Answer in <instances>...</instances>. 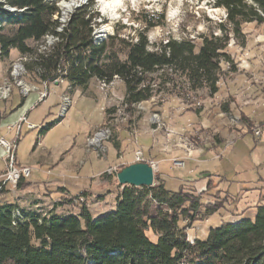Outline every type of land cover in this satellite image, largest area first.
Segmentation results:
<instances>
[{
    "label": "trees",
    "instance_id": "1",
    "mask_svg": "<svg viewBox=\"0 0 264 264\" xmlns=\"http://www.w3.org/2000/svg\"><path fill=\"white\" fill-rule=\"evenodd\" d=\"M214 4L225 9V24H219L223 31L235 35L247 22L264 29V0H214ZM58 12L57 5L47 0H0V55L8 56L15 48L27 57L29 82L52 81L60 71L70 91H85L93 77L105 83L119 78L125 85L123 105L129 109L161 90L179 98L202 88L214 94L221 61H231L228 33L203 34L199 45L190 38L171 37L149 43L145 32L155 23L146 22L126 39L116 28L95 41L90 10L76 9L65 23L52 19ZM6 26L10 28L4 30ZM47 34L56 38L48 48L35 50L29 45L28 41H44ZM113 111L114 107L105 110L106 119ZM51 126H42L39 133ZM21 186L22 179L16 188ZM181 186L168 188L158 174L151 186L115 183L113 210L96 218L84 203L85 191L73 196L78 201L70 200V209H63V201L50 209H25L0 201V264H264V204L257 206L253 219L224 221L210 228L205 239L190 242L179 220L195 218L209 181L197 193ZM5 193L2 188L0 196ZM203 205L204 215L218 208L210 202Z\"/></svg>",
    "mask_w": 264,
    "mask_h": 264
},
{
    "label": "rangeland",
    "instance_id": "2",
    "mask_svg": "<svg viewBox=\"0 0 264 264\" xmlns=\"http://www.w3.org/2000/svg\"><path fill=\"white\" fill-rule=\"evenodd\" d=\"M47 1L57 5L58 15H53L52 19L57 18L61 23L67 22L70 15L80 7L90 10L93 30L102 29L104 37L115 33L118 28L119 35L126 39L142 30L146 22L155 23V26L149 27L145 32L149 43H158L171 37L177 40L190 38L199 45L200 36L203 34L228 33L229 36L226 49L231 61H221L222 74L217 82L218 90L214 94L202 88L189 91L185 98H179L161 90L151 99L126 109L123 105L124 83L119 78L105 83L94 77L88 81L85 91L76 88L69 92L68 87V93L62 94L54 120L58 121L63 99L72 102L70 93H74L72 105L75 108L66 114L67 108L63 121L48 131L44 142L47 147H53V150L61 148L64 151L73 142V137H76V141L80 133L87 129L88 123L98 124L94 132L85 139L86 147L93 150L87 153L84 146L76 142L72 150L64 154L62 160L65 165L70 161L79 167L80 160L88 156L93 173L108 164L104 171L93 178L94 181L99 180V183L92 182L83 194L84 203L92 217L96 218L114 208L116 190L114 187L100 186L102 180L109 176L106 171L113 166L119 171L123 166L132 163L133 161H126L132 154L134 156L135 150L140 149L144 160L153 161L158 169L161 164L177 167L170 170L167 181H170L172 176L180 177L181 180H197L194 184L181 181V188L194 193L206 189L207 181H198L203 172H213H205L209 178V188L206 194L200 197L202 206L196 212L195 218L179 220V226L184 227L190 242L195 238L205 239L208 230L221 225L225 218H230V214L243 213L245 217L253 219L257 199L252 201L248 193L250 189L261 190L260 187H264L263 181L257 180L264 179V146H254L250 133L239 136L250 129L251 124L256 123L255 120L264 118L263 25L254 22L243 23L235 35L228 30L223 31L219 24H225L226 12L223 7L216 6L214 0H80L67 13L61 5V0ZM228 26L224 25V28L227 29ZM9 28L10 26H6L4 30ZM28 43L35 50L38 47L41 50L46 44L45 39ZM24 60L15 48L10 49L8 56L0 55V100L9 98L14 86L23 96L30 92L32 81H28L25 70L20 68ZM18 67L20 69L15 74L14 71ZM179 79L183 81V78ZM63 82L62 80L61 83ZM60 88L64 89L65 85ZM60 88L58 87V90ZM80 91L90 97L79 99ZM15 92L13 91V99L19 102L20 98ZM51 98L52 96L31 113L33 121H37L46 110ZM112 107L114 111L109 113L106 119L104 111ZM246 115L255 120L249 121ZM236 118L238 121L234 120ZM38 129L37 127L29 131L22 138L17 150L18 156L31 152ZM101 131H104V136L96 140L98 134H103ZM24 134L23 132L22 136ZM113 142L118 146L114 147ZM190 158L197 161H188ZM174 161H182L184 165L179 168L174 165ZM61 168L46 171L44 175L33 171L31 178H37L41 182L53 179ZM69 168L66 175H71L73 171L72 167ZM189 169L194 172L189 173ZM110 177L118 183L115 175ZM177 180H174L176 185ZM166 186L171 188L172 185L167 182ZM5 189L6 194L0 196L2 203L17 200L14 193L16 187ZM106 190L109 192L106 193ZM258 192L257 189V194ZM99 194L101 198H98ZM59 199L63 201V209H70V200L78 201V198L74 199L69 194ZM206 202H210L213 208L218 206L216 211L204 215L203 204ZM23 207H28V204ZM147 234L154 239L150 233Z\"/></svg>",
    "mask_w": 264,
    "mask_h": 264
},
{
    "label": "crops",
    "instance_id": "3",
    "mask_svg": "<svg viewBox=\"0 0 264 264\" xmlns=\"http://www.w3.org/2000/svg\"><path fill=\"white\" fill-rule=\"evenodd\" d=\"M31 81L34 82L35 85H39L38 87L40 88V84L37 81H33V80H31ZM61 85H65V88L64 89L60 88ZM67 85L68 84L66 82L58 83V84H54L51 82L48 83L49 94L46 98H44L42 100L38 99V92L37 91H30L27 95L23 96L20 94L18 88L16 86H14L12 89L10 97L7 99H4V100H0V135L4 136L5 138L9 139V138L13 137V135H14L13 130L7 129V125L15 122L18 119V117H20L23 114H25L27 116L28 121L35 123L38 126L39 125L44 126L46 124H49V125L52 124V126L50 128L45 129L44 132L41 134L39 133V129L41 127L37 126L39 129L37 132V136L34 140L33 146L31 148V152L28 154H25V155L18 156L17 150H18V147L22 141V138L29 131L33 130V129H27L25 126L22 127L21 137L17 143L16 157H17V160L20 164L27 165L30 167V172L26 178L22 179V186L20 188H16V190L14 191L17 200H12L9 203H13V201H14V202L18 203V205L21 207H23L24 204H28V207H26V208L24 207L25 209H35L37 207H43V209H50L54 203L60 202L59 197L67 196V194H69L70 197H72V196H75L77 194H80L81 192H84V191L87 192V189H88V187H90L92 182L93 183L96 182L98 184L99 180L94 181L93 178H95V176H98L99 173L104 171L106 169V167L108 166V164H107L103 167H100L99 169H97V171L95 173H93V170L91 171V167H90L91 160L89 159L88 156L85 157L86 159L80 160L79 167H78V165L70 163V161L67 165H65L66 163L62 162V160L64 158V154L67 151L70 152L72 150V147L76 144V142L78 144H81V146H84L87 153H89L93 150V149L90 150V148L88 149L86 147L85 139L90 134H92L94 132V130H95L96 126H98V124H93V123L89 124L88 123V125H86L87 129L80 133V136L76 141H74L76 137H73V142L70 144L69 148L64 150V151H62L61 148H57L56 150H53V147L51 148V147H47V145H45L44 141H45V138L48 134V131L53 129L58 123H61L63 121V119L65 118L66 114L75 108L72 105L74 102L73 101V94L74 93H70V97H71L72 102H71V105L68 108L66 114L64 115L63 118L62 117L59 118V116H58L57 117L58 121L54 120L56 115H57L58 109H59L60 96L63 93L67 92V89H68ZM58 87L60 88L59 90H58ZM13 91H16L15 92L16 95L19 96V98H20L19 102L15 101V99H13V96H14ZM69 92H70V90H69ZM51 96H52V98L50 99V102L47 104L46 110L42 113V115L39 116L37 121H33L31 119V113L33 111H35V109L41 103L48 101V98ZM89 97L90 96L82 94L81 91H80V95H78L79 99L80 98H89ZM241 114H242V112H241ZM246 117L248 118L249 121L255 120L253 117H251L249 115H246ZM103 121H104V119H103ZM255 121H256V123H261L264 121V118L262 120H255ZM248 124L250 125L251 123H248ZM251 125H253V124H251ZM36 128H34V130ZM246 129H247V127H245V130ZM23 132L25 134L22 136ZM243 132H244V130H243ZM246 133L251 134L252 139L254 141V146H261V145L264 146V131L260 137H253V134L251 133V127H250V129H248L246 132L242 133V135H240L239 137L244 136V134H246ZM1 154H2V151L0 150V155ZM193 160L197 161L194 158L188 159V161H193ZM132 161H134L133 154L129 158V160H127L126 162L130 163ZM84 164H86V165L84 166ZM64 166H65V170H64ZM59 167H62V168H61L59 174H57L55 176V178H53V179H46L45 181L41 182V181H38L37 178H31L32 177L31 173L33 171H35L36 173H41L42 175H44V173H46V171L53 170V169L59 168ZM69 167H72L71 170H73V171H72L71 175H66V173L70 170ZM43 168H45L47 170L44 171ZM173 168H177V167L172 166V165L166 166L164 164H161V167L158 171L159 172L158 174L164 180L165 185L167 182H169L170 185H172L171 188L175 189L173 187L174 186L178 187L180 184H182L181 181L190 182V183L193 182V184L195 182H197V180H187V179L181 180L180 177L176 178L175 176H172L171 180L167 181V179L170 176L169 175L170 170L171 169L173 170ZM3 171H4V161L0 157V174ZM193 172H194L193 169H189V173H193ZM200 172H203V171H200ZM205 172L208 174L213 173V172H210L208 170H206ZM205 172H203L202 177L198 181H205V180L207 182L209 181V178ZM176 179H178L176 181L177 185L174 183V180H176ZM257 180H262L264 183V179H262V178H259ZM102 181H103V183L100 186L103 188H106V187L110 188V187H113V185L115 184V180L110 176H108L106 178V180H102ZM8 187H10V186L7 185L5 188H8ZM101 187H97V188H101ZM168 188H170V187L168 186ZM257 189L259 191L258 194H257ZM257 189H250L251 191L248 193V195H250L252 201H253V199H255V200L257 199L256 204H255V208H254L255 212H256L257 206L264 204V187H260L261 190H259V188H257ZM94 190H96V189H94ZM5 194H3V195H5ZM52 196H53V198H52ZM54 196L56 198H54ZM49 203H51V205ZM229 217L230 218H225L226 219L225 221H229V222L238 221L241 218L245 217V215L243 213H237L236 212L234 214H230Z\"/></svg>",
    "mask_w": 264,
    "mask_h": 264
},
{
    "label": "built area",
    "instance_id": "4",
    "mask_svg": "<svg viewBox=\"0 0 264 264\" xmlns=\"http://www.w3.org/2000/svg\"><path fill=\"white\" fill-rule=\"evenodd\" d=\"M24 72L27 75V79H29L30 74L27 73V71ZM61 76L62 75H60V71H58V75L52 81L42 80L38 82L40 84V88L38 87L39 85H35L34 82H31L30 91H37L38 99L42 100L46 98L49 94L48 83H61ZM60 99H62V95L60 96ZM70 105L71 103H67V108H69ZM234 120H237V118ZM23 126H25L27 129H34L38 125L28 121L27 116L23 114L18 117L15 122L7 125L8 130H13V137L8 139L0 135V150L2 151L0 157L4 161V171L0 174V190L2 188H5L7 185H9L10 187H16V185L21 179H24L29 175L30 167L27 165L20 164L16 157L17 143L21 137V130ZM38 127L42 126L39 125ZM263 131L264 121L261 123H255L251 126V133L253 134V137H260L263 134ZM133 162H146L143 158V153L140 149L135 150ZM147 163H149V165L152 167L153 174L155 176L159 171L157 164L153 161H149ZM174 165L180 166L183 165V162L174 161ZM116 172L117 168L113 166L106 171V174L111 176L115 175Z\"/></svg>",
    "mask_w": 264,
    "mask_h": 264
},
{
    "label": "water",
    "instance_id": "5",
    "mask_svg": "<svg viewBox=\"0 0 264 264\" xmlns=\"http://www.w3.org/2000/svg\"><path fill=\"white\" fill-rule=\"evenodd\" d=\"M9 11L15 8L6 7ZM57 84V82H54ZM119 184H129L133 186H151L154 180L152 167L147 162H132L123 166L115 174Z\"/></svg>",
    "mask_w": 264,
    "mask_h": 264
},
{
    "label": "bare ground",
    "instance_id": "6",
    "mask_svg": "<svg viewBox=\"0 0 264 264\" xmlns=\"http://www.w3.org/2000/svg\"><path fill=\"white\" fill-rule=\"evenodd\" d=\"M80 0H61V5H62V7H63V9L65 10V12L67 13V12H69L71 9H73L77 4H78V2H79ZM60 27L58 28V29H61V27H62V25H59ZM103 30L102 29H99V30H94L93 31V38H94V40L95 41H101L102 39H105L106 37H104V35H103ZM45 45L42 47V50H44V49H46V48H48V46L50 45V44H52L54 41H55V37L53 36V35H48L47 34V36H45ZM38 44V43H37ZM42 46V45H41ZM23 58H25V60L24 61H26V59H27V57H23ZM24 61H23V63H22V65L23 66H21L20 68H22V70L24 69L25 70V67H24ZM29 62V61H28ZM19 67L17 68V69H15V74H17L18 73V71H19V69H20ZM26 71V70H25ZM61 81H62V78H61ZM20 83V82H19ZM6 91V90H5ZM60 103V102H59ZM67 103H69V99H63V102H62V104H61V107H60V112H59V118L60 117H62L63 115H64V113H65V111L67 110ZM101 132H103V134L102 133H100V134H98L97 136H96V140H98L102 135L104 136V131H101Z\"/></svg>",
    "mask_w": 264,
    "mask_h": 264
}]
</instances>
